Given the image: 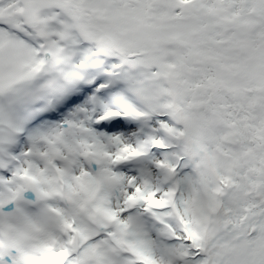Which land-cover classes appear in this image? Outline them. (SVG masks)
Masks as SVG:
<instances>
[{
  "label": "snow or ice",
  "instance_id": "obj_1",
  "mask_svg": "<svg viewBox=\"0 0 264 264\" xmlns=\"http://www.w3.org/2000/svg\"><path fill=\"white\" fill-rule=\"evenodd\" d=\"M0 264H264V0H0Z\"/></svg>",
  "mask_w": 264,
  "mask_h": 264
}]
</instances>
